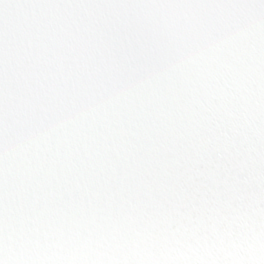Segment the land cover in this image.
<instances>
[{
  "label": "snow or ice",
  "instance_id": "1",
  "mask_svg": "<svg viewBox=\"0 0 264 264\" xmlns=\"http://www.w3.org/2000/svg\"><path fill=\"white\" fill-rule=\"evenodd\" d=\"M0 264H264V0H0Z\"/></svg>",
  "mask_w": 264,
  "mask_h": 264
}]
</instances>
